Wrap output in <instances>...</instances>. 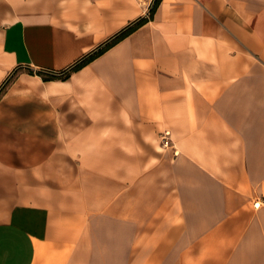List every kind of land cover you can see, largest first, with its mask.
<instances>
[{"label": "crops", "instance_id": "obj_1", "mask_svg": "<svg viewBox=\"0 0 264 264\" xmlns=\"http://www.w3.org/2000/svg\"><path fill=\"white\" fill-rule=\"evenodd\" d=\"M153 2L0 0V264H264V0H160L35 74Z\"/></svg>", "mask_w": 264, "mask_h": 264}, {"label": "trees", "instance_id": "obj_2", "mask_svg": "<svg viewBox=\"0 0 264 264\" xmlns=\"http://www.w3.org/2000/svg\"><path fill=\"white\" fill-rule=\"evenodd\" d=\"M160 3V0H154L151 8L149 9V12L147 15L143 17H139L136 20L130 22L125 27L121 28L118 32H116L113 36H111L108 40H106L104 43L99 45L95 50L85 54L81 59H79L74 65H72L69 69L58 73V74H50L49 76L43 74L42 72H36L35 74L41 75L43 80H64L68 78L69 74L71 72H74L76 70H79L89 62L93 61L95 58L103 54L105 51H107L109 48L117 44L119 41L133 33L135 30H137L139 27H141L143 24L148 22L150 19H152L153 14ZM31 74H34L33 71H30Z\"/></svg>", "mask_w": 264, "mask_h": 264}, {"label": "rangeland", "instance_id": "obj_3", "mask_svg": "<svg viewBox=\"0 0 264 264\" xmlns=\"http://www.w3.org/2000/svg\"><path fill=\"white\" fill-rule=\"evenodd\" d=\"M47 76H49V75H47ZM166 132H168V131H166ZM164 133L162 134V136L164 135ZM156 148L159 150V153H161V154H165V153H168L171 151L173 153V151L177 150L173 147V145L171 144V141L168 138L167 139L162 138L160 146H159V144H157Z\"/></svg>", "mask_w": 264, "mask_h": 264}, {"label": "built area", "instance_id": "obj_4", "mask_svg": "<svg viewBox=\"0 0 264 264\" xmlns=\"http://www.w3.org/2000/svg\"><path fill=\"white\" fill-rule=\"evenodd\" d=\"M168 135H169V132H165L164 135L162 136V138H163V139H167V138H168V137H167ZM261 205H264V201H263V202H256V203L254 204L255 207H260Z\"/></svg>", "mask_w": 264, "mask_h": 264}]
</instances>
